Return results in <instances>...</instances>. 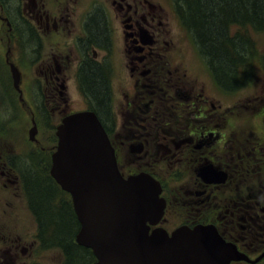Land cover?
Returning a JSON list of instances; mask_svg holds the SVG:
<instances>
[{"label": "flooded vegetation", "instance_id": "flooded-vegetation-1", "mask_svg": "<svg viewBox=\"0 0 264 264\" xmlns=\"http://www.w3.org/2000/svg\"><path fill=\"white\" fill-rule=\"evenodd\" d=\"M88 2L86 4L83 0H0V42L5 41V51L2 50L0 55V89L5 93L14 90L20 103L24 104L25 98L20 87L22 80L26 83L28 79L24 70L37 64L38 106L41 111L48 109V112L58 113L52 126L56 131L62 118L72 113L84 110L93 111L97 116L106 113L108 97L110 92H113L114 75L117 73L120 98L119 106L116 108L118 114L126 113V116L134 117V114L144 111L146 116L143 120L149 123L138 122L132 125L131 128L136 130L130 132L128 129L116 142L111 136L112 129L106 128V131L110 134L117 164L124 176L144 171L160 182V195L165 199L164 213L158 223L150 225V230L162 227L170 233L183 225L188 227L198 224L213 225L220 237L234 245L240 255L229 264H263L264 198L250 196L237 201L232 193L243 184H253L256 176L264 179V134L255 135L253 132L255 130L250 128L243 130L239 124L241 116L235 114L238 110L225 109L224 126L218 123L219 117L214 116L207 121H198L188 129L189 136L184 141L183 150L177 156L169 147L175 146L174 138H178L167 133L165 128H163L165 131L161 129L163 137L167 136V139L159 150L165 155H154L159 151L161 144L156 142L158 128L149 129L152 125L149 117L155 119L156 113L150 114L145 110L149 104L154 103L152 97L156 95L155 92H158L160 98L172 95L169 91H174L176 79H187L191 74L189 71L194 68L193 66L189 68V64L187 66L180 61V66L177 64V67L172 68L169 61L171 57L166 48L164 26L160 25L164 20L163 9L158 6L161 10L157 13L155 2L150 0ZM45 44H48L47 50L44 49ZM196 55L201 56L200 51H196ZM205 64L210 70L206 59ZM12 66L18 71L17 85L14 83ZM124 74L132 79L131 84L128 79L130 88L125 86ZM193 80L196 81L197 77L195 76ZM71 81H75L74 84L79 91L77 94L84 100L80 108H69L71 98L68 91ZM97 84L100 88L96 86ZM212 87L221 90L214 79ZM178 89L182 91L173 97L176 101L171 106L175 111L181 109L180 106L184 103L189 106L194 102L192 99L188 100L189 92H183L185 87L183 89L180 85ZM145 91L149 94L148 99L144 96ZM132 92L133 103L137 97L133 111L122 113L120 108ZM203 97L206 99L205 102L209 101L204 94ZM165 99L167 101V98ZM30 109L29 111L24 109L27 116H30V128L33 121L37 127L38 113ZM260 112L261 110L258 111ZM1 114L0 110V116ZM184 123H182L184 126L180 125L179 128H188ZM0 132V166L7 165L9 170H15L18 165L13 163L16 155H13L12 146L8 144V131L1 126V117ZM29 141L39 145L37 133L36 140ZM207 165H211L219 174L207 172L204 169ZM201 169L203 175H199ZM204 178L211 181L207 182ZM23 179L25 175L18 174V185L24 192V199L29 201ZM0 180L4 185L5 181L12 184L11 173L5 175L0 168ZM53 181L55 182L54 179ZM171 181L181 184L176 200L174 197L177 189L169 187ZM55 184L58 185L56 182ZM55 184L53 183V186L57 189ZM59 188L62 190L60 186ZM69 200L71 203V198ZM186 205L193 212L192 215L187 211L189 215L184 221L168 226L172 219L171 212ZM250 212L252 216L249 217ZM2 230L5 232L4 235ZM7 234L8 231L1 227L0 245L5 242ZM6 244L9 247L4 251L7 253L10 251L11 254L5 264H15L13 261L20 254H13L11 240ZM28 248L29 246L22 247V253L24 254ZM13 256L15 257L12 258ZM94 261L95 258L91 264Z\"/></svg>", "mask_w": 264, "mask_h": 264}, {"label": "rangeland", "instance_id": "rangeland-1", "mask_svg": "<svg viewBox=\"0 0 264 264\" xmlns=\"http://www.w3.org/2000/svg\"><path fill=\"white\" fill-rule=\"evenodd\" d=\"M89 0H83L88 4ZM155 2L157 6V13L162 10L164 20L161 22V26H164L165 37H166V48L168 55H170L172 68L185 64L189 68L192 67L191 73L187 76V79H176V84L173 86L174 91L171 90L172 95L168 94L167 101L164 97H159L158 92L152 97L154 103L145 110L148 113H156L155 119L149 117L151 121V127L149 129L158 128L156 134V142L160 143L158 150L162 148V143L166 142L167 136L164 138L161 129L165 128L167 133L177 137L174 138V145H170L172 152L176 153V156L183 150L184 144L189 136L187 132L188 129L192 128L198 121H207L212 119L214 116H218V123L224 126L223 121V111L225 109H237L235 114L241 116V122L243 130L248 128L253 129L255 135L263 136L264 134V32L263 31H253L248 28V33L251 38L255 40V51L251 55L254 57V62L250 63L252 70H247L249 72L246 77L242 80V83L237 85V88H232L229 90L230 93L224 92L225 88L222 86V90H216L212 87L213 79L215 76L209 72L205 64V56L203 53L201 56L196 55V44L192 40L189 32L181 24L179 17L177 16L172 3L170 0H150ZM15 6V4H13ZM232 33V32H230ZM232 35V34H230ZM5 41L0 42V55L2 50L5 51ZM36 45H34L35 47ZM48 44H45V50H47ZM29 49V47H28ZM42 50V49H41ZM167 55V54H166ZM18 63L19 62V58ZM36 66L33 64L31 68H26L24 70L26 83L24 80L20 83L22 87V94L25 98V103L21 104L18 98V94L14 90L11 93L0 89V108L1 114V126L7 129V141L10 146H12L13 155L15 159L13 160L17 167L15 170H9L7 165H1L0 168L4 171V174L10 172L12 175V184L5 181V185L2 180H0V228L4 227L8 234L5 236V242L0 245V264H5L9 261V253L5 252L9 245L6 244L12 241L13 254H20L19 257L13 261L15 264H63L65 262V257L63 252L58 246H50L49 243H42L39 241L36 231L41 229L39 223L41 221L43 226L42 215L40 221L33 214L34 210L31 207L33 202L26 201L24 199V192L20 189L17 177L18 174L23 173L25 175L24 181H31V178L47 179L50 184L53 185L55 182L49 176V166H50V154L54 151L57 143V137L55 135V129L52 128L56 116L58 113L53 114V112H48V109L41 111L38 106L39 99L37 98L38 85L36 78ZM238 65L237 74L234 72L233 78L239 77ZM251 71V73H250ZM125 75V74H124ZM197 77L194 81L193 78ZM125 86L131 87V80L129 76H126ZM117 73L114 75L113 79V92H110L108 97V111L104 114L99 115L100 119L104 125L111 130V136L116 142L121 139L123 135L129 129L130 132L135 131V128H131L132 125L138 124V122L148 124L147 120H143L146 116L144 111H139V113L132 116H126L125 114H118L117 107L119 106V92L117 84ZM128 79L130 84H128ZM204 81V82H203ZM204 83V86L202 85ZM75 81L69 83V95L71 98L70 106L72 108H80L83 104V98L78 95L77 87L75 86ZM182 83V84H181ZM184 89L183 92H189V99L194 100L189 106L184 103L181 105L177 111H175L171 106L175 103L176 99L174 96H178L182 89H178L179 86ZM194 87V89H193ZM169 88V86L167 87ZM127 89V88H126ZM194 90V91H193ZM209 98V101L203 97ZM144 96L148 99L149 94L145 91ZM134 93L126 97L120 110L123 112L133 111V107L137 102V97L134 99ZM195 97V98H194ZM186 102V100H185ZM211 104V105H210ZM73 106V107H72ZM32 110L38 113L36 117L37 120V138L39 145H34L28 139V129L31 126L30 116L24 112ZM110 108V110H109ZM113 110V111H112ZM148 110V111H147ZM258 113V111H260ZM112 111V113H111ZM135 113V112H134ZM135 119V120H134ZM185 122V126L188 128H179L182 123ZM192 124V125H191ZM184 126V125H183ZM195 128V127H194ZM164 130V129H163ZM165 131V130H164ZM155 133V132H154ZM1 136V132H0ZM183 137V138H182ZM202 138V137H199ZM41 147V148H40ZM134 151V150H133ZM17 153V154H16ZM169 154V153H168ZM154 155L164 156L165 154L159 150ZM18 157V159H17ZM260 173V172H259ZM262 175V174H261ZM256 181L253 184H243L241 188L234 191L233 197L235 200L239 201L241 198L250 197L251 198H264V179L256 176ZM181 184L176 181H171L169 187L177 189L175 194V200L178 198L179 186ZM56 205L59 199L69 200L70 196L67 192L62 191L58 185H56ZM10 188V190H8ZM28 197H33L28 190ZM171 191V190H170ZM42 193V192H41ZM43 197L41 194H39ZM202 198V196H200ZM70 201V200H69ZM210 203L212 200H208ZM242 202V200H241ZM244 204V203H243ZM254 207L257 210V207ZM175 211V210H174ZM187 211L192 215V211L188 208V205L181 206V208L176 209L175 212H171L170 226L172 223L182 222L187 218ZM256 213V211L254 212ZM252 216V212L249 213V217ZM40 223V224H41ZM168 223V222H167ZM186 226V225H185ZM43 229V228H42ZM41 229V231H42ZM43 232V231H42ZM3 235L5 234L2 230ZM75 241V237H74ZM49 244V245H47ZM5 245V246H4ZM29 246L28 250L22 253V247ZM3 251V253H2ZM13 256L12 258H14ZM36 262V263H35ZM264 264V261H263Z\"/></svg>", "mask_w": 264, "mask_h": 264}, {"label": "water", "instance_id": "water-1", "mask_svg": "<svg viewBox=\"0 0 264 264\" xmlns=\"http://www.w3.org/2000/svg\"><path fill=\"white\" fill-rule=\"evenodd\" d=\"M12 72L17 85L14 66ZM32 123L28 136L35 141L37 127ZM55 135L49 174L70 195L79 223L75 242L92 251L93 264H229L240 257L213 225H183L170 234L162 227L150 230L165 207L160 183L143 171L127 176L120 172L114 147L95 112L62 118ZM204 169L219 174L211 165Z\"/></svg>", "mask_w": 264, "mask_h": 264}, {"label": "trees", "instance_id": "trees-1", "mask_svg": "<svg viewBox=\"0 0 264 264\" xmlns=\"http://www.w3.org/2000/svg\"><path fill=\"white\" fill-rule=\"evenodd\" d=\"M170 1L181 24L205 56L217 83L226 90L237 88L249 73L247 70H252L250 63L255 61L251 56L255 40L248 28L264 32V0ZM238 65L239 77L233 78ZM96 86L100 88L99 84ZM24 182V188L33 196L29 197L33 214L38 221L42 215L43 226L41 221L39 226L43 232L40 228L36 231L40 242L58 246L65 257L63 264H91L94 256L90 249L74 241L79 223L70 201L62 198L56 205V190L45 178L34 177Z\"/></svg>", "mask_w": 264, "mask_h": 264}]
</instances>
